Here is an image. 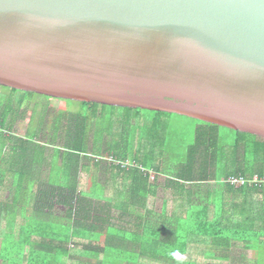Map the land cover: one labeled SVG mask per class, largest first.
I'll list each match as a JSON object with an SVG mask.
<instances>
[{
	"label": "trees",
	"instance_id": "trees-1",
	"mask_svg": "<svg viewBox=\"0 0 264 264\" xmlns=\"http://www.w3.org/2000/svg\"><path fill=\"white\" fill-rule=\"evenodd\" d=\"M24 93L23 98L34 94ZM79 102L89 109L73 122L65 114L53 121L60 138L69 135L67 141L73 143L60 146L8 135L18 114L11 97L0 92V210L1 197L10 188L15 203L26 201L38 219L34 231L39 236L42 229L43 236L36 241L82 242L106 234V242L155 247V264H209L199 260L201 252H209L211 258L216 249L232 251L239 243L248 247L264 242V183L235 186L226 181L239 175L264 178L263 137L236 129L231 137L222 136V125L198 119L202 124L196 127L186 162L172 166L168 154L176 150L166 144L165 118L172 112L106 104L109 109L102 111L97 108L100 103ZM46 115L44 109L43 123ZM96 117L106 123L97 143L117 140L116 151L107 150L117 164L102 159L103 150L89 149L90 123ZM9 178H14L11 186ZM160 189L164 194L157 207ZM56 204L62 205L67 218L64 235L58 229L49 231L50 226L39 220L57 210ZM5 220L1 212L0 230L6 232ZM11 225L21 227L16 251L10 253L17 259L14 264H25L27 257V264H47L46 258H33L28 249L24 221L16 219Z\"/></svg>",
	"mask_w": 264,
	"mask_h": 264
},
{
	"label": "water",
	"instance_id": "water-1",
	"mask_svg": "<svg viewBox=\"0 0 264 264\" xmlns=\"http://www.w3.org/2000/svg\"><path fill=\"white\" fill-rule=\"evenodd\" d=\"M0 84L264 138V0H0Z\"/></svg>",
	"mask_w": 264,
	"mask_h": 264
},
{
	"label": "crops",
	"instance_id": "crops-1",
	"mask_svg": "<svg viewBox=\"0 0 264 264\" xmlns=\"http://www.w3.org/2000/svg\"><path fill=\"white\" fill-rule=\"evenodd\" d=\"M13 180L14 178L8 179L9 186H11ZM1 199L3 205L0 213L2 212V217L7 219L5 222L8 224V229L6 232L5 229L0 230V264L17 263V259L10 254V251L3 253L4 250H2L4 243H12V241L15 243L17 235H19L21 227L11 225L16 219H21L26 225L24 230L30 242L28 249L33 251V258L38 257L39 254L41 256L40 260L47 259V264H155V247H144L121 241L106 242V234H101L100 239L95 238L82 242H76L75 240L63 242L51 238L36 241L37 237L43 236V231L40 229L41 235L39 236L37 231H34L33 225L37 224L38 219L34 216L32 207L27 206L26 201H22L25 202L24 204L22 202L16 204L10 188L4 191ZM66 219L65 213L59 210L45 213L39 218L40 221L50 226L49 231L58 229L62 235L65 234L63 229L67 227ZM48 225H46L47 228H49ZM5 237L10 238L5 239ZM208 248L210 247L208 246ZM6 249H8V246ZM231 249L232 251H225L224 248L216 249L214 255H210L211 258H209V252H204V254L201 252L199 260L202 263L208 262L209 264H264V242H255L248 245V247L239 243L233 245ZM6 256L8 259L5 258ZM24 261L27 264L29 262L28 257Z\"/></svg>",
	"mask_w": 264,
	"mask_h": 264
},
{
	"label": "rangeland",
	"instance_id": "rangeland-1",
	"mask_svg": "<svg viewBox=\"0 0 264 264\" xmlns=\"http://www.w3.org/2000/svg\"><path fill=\"white\" fill-rule=\"evenodd\" d=\"M0 92L6 97H11L12 107L16 110V114H18V117L15 121H12L13 113L8 119L9 121H12L13 125L11 127V131H6V133L8 135H11L12 137H16L14 136V134H18L20 137L26 136L28 139L36 137L39 141L59 144L60 146L73 144L71 141H67L69 139V135L65 134V136L63 135L60 138L61 134L58 133V130H55L53 121L60 114H65L66 117L70 118L73 122L75 119L78 118L77 116L79 113L89 109L88 107L82 106V104L77 100L57 98L43 93L34 92L32 98H23L24 94H27L24 93L23 90H13V87L3 84H0ZM97 108L99 110L102 109V111L109 109L107 106H105V104H101L97 106ZM44 109H46L47 115L45 116L43 123V120L41 119V113ZM143 112L150 114V112L147 111ZM165 118L166 123L169 126V134L167 137L166 144H169L172 149L173 147H175L174 149L176 150H171L172 152L168 154L169 163L172 166L176 164L177 161H182L184 163L186 162L188 156V147L194 141L196 127L202 123H200L197 118L178 113L166 114ZM90 124H92V130L91 132H89V149L103 150L104 153L102 159H105L109 163L117 164L118 160L114 159L115 156L112 154L116 151L115 143L117 142V140H112L111 138L109 143L106 145L97 143L99 139H101V133L103 132V127L106 125V123L102 121L100 117H96V119H93ZM220 130L221 133H223L222 136L229 135L231 137V135L234 134L232 128L221 126ZM106 139L109 140L108 137ZM113 139H118V137H115ZM48 148L53 151V148ZM107 150H110V152L112 153H108ZM123 165L128 164L125 162ZM153 177L154 173H152V179ZM164 178V176H161L160 180L163 181ZM46 179L47 176L44 175L43 180ZM162 194H164V191L160 189L158 191L159 198H157L156 201L157 207L160 206L162 202ZM198 197L199 195L197 196V200ZM55 209L63 211L64 208L61 204H56ZM10 243L11 242L4 243L2 245V250H7L6 248L8 246V251L13 254L16 251V243H13V241L11 244Z\"/></svg>",
	"mask_w": 264,
	"mask_h": 264
},
{
	"label": "built area",
	"instance_id": "built-area-1",
	"mask_svg": "<svg viewBox=\"0 0 264 264\" xmlns=\"http://www.w3.org/2000/svg\"><path fill=\"white\" fill-rule=\"evenodd\" d=\"M227 182L232 183L235 186H242L245 184H259L262 185L264 183V178L258 177V175H255L252 179H247L246 177L239 175V176H230L228 179H226Z\"/></svg>",
	"mask_w": 264,
	"mask_h": 264
}]
</instances>
